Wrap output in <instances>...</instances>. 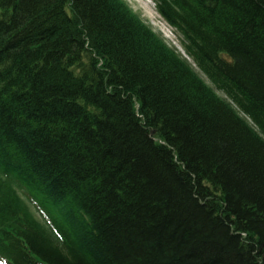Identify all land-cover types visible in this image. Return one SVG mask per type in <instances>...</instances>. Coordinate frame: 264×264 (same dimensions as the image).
<instances>
[{"label":"trees","instance_id":"1","mask_svg":"<svg viewBox=\"0 0 264 264\" xmlns=\"http://www.w3.org/2000/svg\"><path fill=\"white\" fill-rule=\"evenodd\" d=\"M151 1L211 86L121 0H0V264H264V0Z\"/></svg>","mask_w":264,"mask_h":264},{"label":"rangeland","instance_id":"2","mask_svg":"<svg viewBox=\"0 0 264 264\" xmlns=\"http://www.w3.org/2000/svg\"><path fill=\"white\" fill-rule=\"evenodd\" d=\"M121 1L127 5L130 11L136 16V18L142 24H144L153 33H155L162 40H164V42L168 46L175 49L181 54L180 41L178 36L161 20V18L156 13L154 5L151 1L149 0H121ZM195 71L208 86H211L210 83L197 70ZM217 95L220 96L221 93L217 92Z\"/></svg>","mask_w":264,"mask_h":264},{"label":"water","instance_id":"3","mask_svg":"<svg viewBox=\"0 0 264 264\" xmlns=\"http://www.w3.org/2000/svg\"><path fill=\"white\" fill-rule=\"evenodd\" d=\"M151 134H153V132Z\"/></svg>","mask_w":264,"mask_h":264}]
</instances>
